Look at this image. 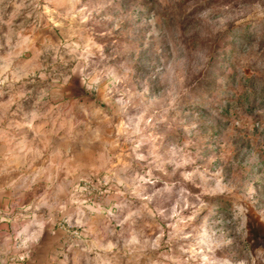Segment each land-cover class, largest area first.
Here are the masks:
<instances>
[{
  "label": "rangeland",
  "instance_id": "obj_1",
  "mask_svg": "<svg viewBox=\"0 0 264 264\" xmlns=\"http://www.w3.org/2000/svg\"><path fill=\"white\" fill-rule=\"evenodd\" d=\"M84 2L88 3V0ZM20 3L21 0H15L8 7L0 5V15L5 21L17 11L15 4ZM23 4L11 20L13 45H21L18 49L21 54L13 57L7 65L2 58L12 51L7 44L9 24L0 23V67L9 68L8 81L0 84V141L5 147L0 157L11 154L19 162L27 156L34 162L44 159L47 172L52 167L51 163L56 164L60 170L59 174L56 171V177L61 175L56 182L65 189V193L70 190V179H74L68 171H74L77 176H87L92 171V156L102 150L103 144L100 141L90 144L91 134L87 128L97 129L103 140L115 138L118 129L109 127L105 121L111 119L113 124L118 123L119 107L114 103L116 97L106 100L102 91L90 92L84 82V77L93 71L92 61L99 62L100 57H91L89 66L84 67L80 53L70 54V49L64 47L65 44L83 45L91 36L105 56H113L108 61L109 66L116 67L125 60L129 62L130 71L125 81L128 90L133 86L142 90L143 80L136 74L142 60L152 72L157 67L160 69L166 79L164 86H155V90L152 81H148L150 98H156L158 102L149 109L146 119H159L162 122L159 127L166 129L168 139L173 142L184 143L176 124L193 104L202 106L203 102L212 99L208 95L189 100L193 85L216 92L213 109L217 115L211 124L200 125L198 146L201 159L196 164L201 165L202 170L207 167L210 173L220 166L225 168L219 185L209 181L219 187L220 192L208 195L202 188L192 185H188L185 192L190 203L198 198L211 206L213 219L224 221L223 228L233 241L229 254L235 260L264 264V70L256 67L249 57L242 56L232 61L233 74L228 77L227 84L208 81L205 72L190 78L187 69L183 77L177 70L173 81V72L169 71V65L177 57L192 63L197 59L192 55L197 50L203 52L207 49L215 53L221 45L234 42L239 36L250 37L255 30L254 25L256 28L264 25V3L247 5L246 0H112L111 3L108 0H91L90 7L99 9L98 13H92L96 23L88 21L83 26L88 31H81L79 36L72 35L76 24L69 26L68 21L56 15V12L64 13L66 9L52 11L54 6L46 4L45 0H23ZM246 8L250 10L246 11ZM204 12L208 13L207 21L200 16ZM238 12L241 14L237 15ZM106 13L113 19L101 23L100 18ZM225 15L235 18L221 28L219 21ZM193 28L195 32H192ZM54 46H59L58 52ZM236 55L237 51L231 49L225 59ZM24 72L31 74L24 76ZM13 74L22 79L13 81ZM65 77H70L67 83L64 82ZM173 85L175 95H169ZM117 88L120 93L125 91L121 85ZM85 113L92 115L86 116ZM207 114V109H204V115ZM241 148H246V151L241 152ZM121 150L114 151L118 154ZM188 151H193L192 145L188 146ZM213 154L228 163L217 159L209 165L208 158ZM68 156L71 157L72 169ZM75 157L76 164L73 163ZM187 167L191 170L190 166ZM168 171H171L170 167ZM105 175L106 172L100 170L88 179L78 181L79 187L85 191L76 194L75 202L67 197L72 201V215H69V205L64 215L52 211L56 217L54 230L59 229L62 234H57L61 236L60 244L54 245L48 258L47 250L36 254L30 244L19 252L11 247L0 249V261L3 264H77V260L79 264H104L105 261L128 264L129 257L124 255L122 244L125 229L117 226L114 220L90 210L91 204L101 202L98 191L102 192L107 187L101 183ZM50 176L47 174L49 179ZM163 179L167 182L169 178ZM181 179L179 172L170 178L173 183ZM92 185H100L99 190ZM156 186L163 185L158 182ZM178 198L177 187L171 199L163 201V207L171 209ZM236 205L244 209L239 216L234 212ZM80 213L83 219H80ZM207 214L205 208L196 219ZM170 231L167 222L161 221L160 228L151 234L152 239L162 237L161 246L148 250L147 257L162 259V254L169 251L164 241ZM109 242L115 243L119 251L105 252L104 245ZM87 247L93 250L84 252ZM175 250L173 244L172 251ZM25 253L23 260L17 258ZM147 257L141 260V264H147Z\"/></svg>",
  "mask_w": 264,
  "mask_h": 264
},
{
  "label": "clouds",
  "instance_id": "obj_2",
  "mask_svg": "<svg viewBox=\"0 0 264 264\" xmlns=\"http://www.w3.org/2000/svg\"><path fill=\"white\" fill-rule=\"evenodd\" d=\"M46 4L56 8L66 9L64 13L56 12L57 16L69 22V26L76 24L72 31L73 36H79L81 31H88L83 27L88 21L96 23L92 16L93 12H99V9L90 7L91 0L85 3L84 0H45ZM109 3L112 0H108ZM15 0H0V5L8 7L14 4ZM247 5H258L264 3V0H246ZM15 4L16 12L12 17L5 21L0 15V23L9 24V34L7 44L12 48L8 53L5 64H10L13 57H18L21 52L18 50L21 45L17 43L13 45L11 20L14 18L21 7ZM37 7L39 5L37 4ZM244 4H242V8ZM246 11L250 9H245ZM115 11V10H113ZM241 13H237L240 15ZM203 20L207 21L208 13L200 14ZM231 15H225L219 21L220 27L223 28L227 21L234 19ZM112 15L105 14L100 18V22L110 21ZM254 29L250 33V37L239 36L234 42L221 45V48L215 53L205 49L203 52L197 50L192 55L197 59L195 62L189 63L185 59L177 57L169 65V71L173 72V81H175V72L178 70L183 77L185 70H188L190 78L199 77L201 72L208 74V81H215L219 84L224 81L228 83V77L233 74V60H239L242 56L249 57L256 67L264 70V25ZM196 29L193 28L192 32ZM192 33L190 32L189 35ZM59 51V46H54ZM64 47L70 49V54L79 52L80 59L88 67V61L91 57L99 56V62L93 60L91 67L93 71L84 77V82L91 91H102L106 100H112L119 107L118 123L113 124L111 119L105 121L109 127L117 128L116 137L110 140H103L97 129L88 127L87 131L91 134L89 143L100 141L103 144L102 150L92 156V171L87 176H77L74 171H68L69 176L74 179L71 183L70 190L66 195L75 202L77 193H82L85 189L79 187L80 179H88V176L95 175L100 170H104L106 175L102 180V184L107 185L104 191H98V195L102 198L100 203L90 205V210L96 214L103 215L106 219L114 220L117 226L125 229L122 244L124 255L129 257L128 264H141V260L147 257L148 250H156L161 246L160 239H152L151 234L160 228V222H167V226L171 231L168 233L167 240L164 244L169 247L167 253L162 254V259H151L147 257V264H246L243 259L235 260L229 254V246L233 241L228 238L227 232L223 228L224 221L221 219H213V210L210 205H205L203 201L196 198L193 202H189L185 189L188 185L200 187L205 194L216 195L220 192V188L213 186L209 181H214L219 185L223 179L225 168L220 166L217 171L210 173L207 167L202 170L201 165H197L196 161L201 159L199 148L201 124H211L217 113L213 109L216 99V92L206 89L203 86L197 88L193 85L189 100L200 96L211 95L212 99L203 102L202 106L193 104L188 110L186 116L176 124L177 130L182 134L184 143H176L168 139V132L164 128H160L161 121L159 119H146L149 109L158 101L156 98H150L149 83L151 80L153 90L155 86H164L166 77L161 75L160 69L157 67L152 72L149 65L143 60L138 64L139 71L136 73L143 80L142 90L133 86L132 90L127 89L125 81L130 71L129 62L125 60L118 63L116 67L109 66L108 61L113 56H105L99 44L89 36L86 42L81 45L65 44ZM93 49L96 51L94 52ZM231 49L237 51L235 57L225 56ZM215 56V59H213ZM31 63V62H29ZM100 69V71H95ZM80 69L78 68L77 71ZM30 72H24L23 75H30ZM145 77H147L145 79ZM13 81H20L21 76L12 75ZM70 77H65L64 82ZM9 79V68L7 66L0 67V84L7 82ZM118 85L125 87L123 93L119 92ZM24 95L23 92L20 93ZM169 95H175V85ZM204 109H207V115H204ZM91 116V113H85ZM192 145L193 151H188V146ZM122 149L118 154L114 151ZM241 152H245L246 148H241ZM217 159H222L224 164L228 161L215 154L208 158L207 163L212 165ZM113 161H116L113 163ZM191 170H188V167ZM171 171H168V168ZM138 169V170H137ZM182 170V171H181ZM179 172L181 180L173 183L170 178ZM122 173V174H121ZM163 178H169L166 182ZM67 179V176L65 177ZM162 187H157V183ZM88 183H91L88 180ZM230 183V182H229ZM99 190L100 185H92ZM179 190V198L176 204L167 209L163 207V201L171 199L174 189ZM59 193H65V189L57 185ZM167 193L169 195L165 196ZM155 202V203H154ZM150 205H153L150 207ZM35 209L40 207H51L48 204L47 194L39 199L33 206ZM68 207V200H65L55 207V212L61 215L66 214L65 209ZM207 208L208 214L201 216L197 220V215ZM187 210V214H185ZM244 211L239 205L235 206L234 212L239 216ZM26 215H22L17 219L22 223L15 228L14 235H5V245L15 249L17 252L26 249L30 244L36 243L42 235L47 225L55 223L56 217L53 215L38 216L35 211L25 209ZM83 219V214H79ZM151 218V219H148ZM230 223V221H229ZM87 231V230H86ZM161 233L163 230L161 229ZM10 241L14 243L9 244ZM175 244L176 250L172 251V245ZM117 249L115 243L109 242L104 245L105 252H112ZM92 247H87L83 251L91 252ZM119 251V249H117ZM219 253V255H218ZM24 256L17 258L23 260ZM99 260V257H97ZM3 264V261H0ZM79 264V260H77ZM104 264H110L105 261Z\"/></svg>",
  "mask_w": 264,
  "mask_h": 264
},
{
  "label": "crops",
  "instance_id": "obj_3",
  "mask_svg": "<svg viewBox=\"0 0 264 264\" xmlns=\"http://www.w3.org/2000/svg\"><path fill=\"white\" fill-rule=\"evenodd\" d=\"M3 148L5 149L0 141V154ZM68 157L72 169L71 157ZM76 160L77 157L74 158L73 163L76 164ZM46 164L44 159L34 162L31 161L29 156L20 160V162L13 159L11 154H5L4 158L0 157V249L10 248L5 245V235L15 234V228L22 223L17 218L27 214L25 209L35 211L38 216L42 215L47 218V216L53 215L52 211L56 213L55 207L57 204L68 200L69 215H72V201L67 198L66 193L57 194V185L59 184L56 182V178L60 180L61 175L56 177V171L59 174L60 170L57 169L56 164L51 163L52 167H49V172H47L45 171ZM47 174L51 175V179L47 177ZM69 183H72L71 179ZM46 194L48 204L51 207L33 208L32 206L40 198L45 197ZM65 212H67V209ZM57 234H62V231L59 229L54 230L53 224L47 225L40 236L42 238H39L40 241L32 243L35 253L37 254L45 249L48 251V258V253L54 249V245L56 243L60 244L61 236L58 235V237ZM11 243H14V241L9 242V244Z\"/></svg>",
  "mask_w": 264,
  "mask_h": 264
}]
</instances>
